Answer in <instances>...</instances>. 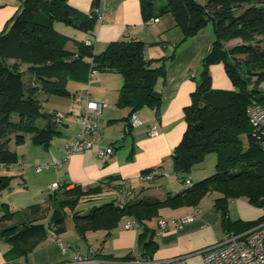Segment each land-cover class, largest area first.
<instances>
[{
  "label": "trees",
  "instance_id": "1",
  "mask_svg": "<svg viewBox=\"0 0 264 264\" xmlns=\"http://www.w3.org/2000/svg\"><path fill=\"white\" fill-rule=\"evenodd\" d=\"M70 1L26 0L7 31L0 34V167L12 168L18 163L12 148L22 145L27 136L35 146L50 149L64 121L59 124L58 113L45 111L39 97L43 94L75 99L80 94L70 90V83L90 86L94 80L90 81L92 71L98 76L115 72L122 77L117 107L130 110L123 120L129 128L133 116L141 110H158L162 104L157 85L166 78L165 63L176 54L148 60L147 45L135 39L113 42L100 54L95 53L94 39L74 41L77 51L71 52L70 37L56 31L55 25L93 35L99 15L95 11L98 1H94L89 13L74 8ZM140 8L147 26L150 20L173 17L183 34L177 49L208 26L213 28V48L202 63L191 104L185 109L186 131L172 155L175 175L184 190L165 201L128 200L121 208V201L112 200L79 214L74 211L80 201L103 194L106 183L93 189L70 188L64 183L49 193L48 207L36 204L13 212L2 201L4 193L13 189V178L0 175V220L17 217L21 221V225L0 233V240L11 246L9 261L26 259L53 232L62 234L67 210L73 212L76 230L84 239L87 232L103 231L106 241L123 219L135 222L141 230L138 252L151 259L157 250L155 236L159 232L155 233L147 223L157 218L163 207H197L207 195L217 193L222 196L218 205L223 210L227 232L239 234L264 221L263 216L258 221L233 222L227 212L228 201L238 199L264 208V151L257 144L247 114L253 104L264 106V0H140ZM232 40H240L241 44L225 48L223 44ZM24 65L30 66L26 72L28 81L20 72ZM214 65L224 67L233 90L213 88L210 69ZM211 154L216 155L215 172L192 181L197 166ZM187 181L192 183L189 187L185 186Z\"/></svg>",
  "mask_w": 264,
  "mask_h": 264
},
{
  "label": "crops",
  "instance_id": "2",
  "mask_svg": "<svg viewBox=\"0 0 264 264\" xmlns=\"http://www.w3.org/2000/svg\"><path fill=\"white\" fill-rule=\"evenodd\" d=\"M25 1L0 0V34L7 31ZM94 1H98L97 10L103 12L107 9V12L104 22H97L93 35L82 33L71 27L58 29L69 35L68 37H74L70 38L71 42L68 45L71 52L77 51L74 41L85 42L94 39L95 53L100 54L113 42L135 39L147 45L145 56L148 60L169 57L174 53L176 57L165 63L166 78L157 85V90L162 96L160 108L141 110L136 115L140 123L136 127L129 128L128 124L123 121L129 116L130 110L117 107L123 86V79L119 74L115 72L99 74L90 86L70 83L69 87L72 92L78 91V94L82 95L81 93L89 89L95 101L107 105L101 117L100 133L97 138L100 148L112 147L114 149L113 156L107 160H101L98 157V147L77 153L67 164L60 168H52L42 178V189L48 191L52 186L64 183L69 184L70 188L80 186L84 189H93L106 183L103 194L80 201L74 211L79 214H85L91 209L86 206L82 208L85 204L97 201H104V203L112 200L122 201L124 197L117 187H121L124 183L129 187L128 200L154 198L165 201L168 196L184 190V185L175 175L172 155L186 131L185 109L191 104L192 94L196 90V80L202 72V63L211 53L214 41L213 28L210 25L193 40L177 49L176 45L183 39V34L176 27L173 17L166 15L154 25H145L141 15L140 0H71L70 3L74 8L89 13L93 9ZM210 71L214 89L224 90L229 82L231 83L222 65H214ZM224 78L226 83L221 84ZM232 87L229 90H233ZM39 98L45 111L66 115L64 122L58 127L59 134L53 140L54 142L56 138H59V141H55L57 148L52 146L53 149L46 150L42 159L36 161L43 165H56L64 158L65 144L72 141L79 130L77 118L84 104L76 103L72 97L59 98L42 94ZM59 101H64L67 107L60 108L56 104L52 105V102ZM152 126L158 127V136L154 138L149 136V129ZM12 149L15 151L14 148ZM34 166L37 165L34 164ZM156 167H163L162 175L152 182L140 180L142 175ZM113 179L115 181H112ZM191 180L199 181L194 174L191 175ZM21 185L25 186L22 183ZM14 191L13 188L5 192L2 201L5 202L6 193ZM221 197L217 193H210L197 207L166 206L161 208L158 217L147 223L155 233L159 232L155 236L157 250L153 255L154 260L167 261L183 258L185 264H204L205 251L222 240L227 233L223 221V210L218 205ZM248 204L246 199L228 201L227 212L231 221L250 222L247 218ZM40 205L48 207L49 202L45 201ZM11 211L18 212L12 209ZM240 211L244 214L241 215ZM233 212L237 214L235 218ZM191 214H196L195 220L181 228L169 224L168 229L162 232L158 227L160 220L171 222ZM65 221H72V226L76 231L72 211L67 210ZM124 221L126 219H123L121 225L112 232L111 237L104 240L97 250L91 249L103 264H129L128 259L139 253L141 230L125 229ZM53 233L52 235L56 237L48 236L26 259L19 258L9 261L7 256L0 253V264H23V261L25 264H67L74 260L77 252L82 253L80 246L77 245L78 237L66 238L72 244L64 245L62 237L65 238V235ZM74 242L76 244H73Z\"/></svg>",
  "mask_w": 264,
  "mask_h": 264
},
{
  "label": "built area",
  "instance_id": "3",
  "mask_svg": "<svg viewBox=\"0 0 264 264\" xmlns=\"http://www.w3.org/2000/svg\"><path fill=\"white\" fill-rule=\"evenodd\" d=\"M98 13L99 22L103 23L105 19V14L107 9L103 12L95 10ZM158 21L150 20L148 25H153ZM87 45H91L90 42ZM98 73L92 71L90 73V81L97 78ZM76 103L83 106L78 118L77 123L79 125V130L74 137V139L64 146V158L61 162L56 165L44 164L37 165L34 167L36 173H43L49 171L52 168H60L67 164L73 155L77 153H83L98 147V157L101 160H107L114 154V149L100 148L98 144V134L100 133L101 117L104 109L107 107L106 104L95 101L92 98L90 90H86L82 95L76 96ZM247 114L249 116L250 122L254 128V137L257 141L259 147L264 151V106L259 104L251 105ZM63 114H58L56 119L60 124L65 120ZM140 123L136 116L132 118V126L136 127ZM149 136L151 138L158 136V127L152 126L149 129ZM163 173V167H156L150 173L142 175L140 180L142 182H152L155 178L159 177ZM191 181H187L185 186L189 187ZM62 185L57 184L50 188L49 193L57 191ZM129 187L127 184H123L119 193L123 195L124 199L119 203L120 207L123 208L128 201ZM196 214L188 215L180 220H172L171 222L160 220L158 221V227L162 232L166 231L169 224H172L176 228H181L187 223H191L195 220ZM125 229H137L138 226L135 222L126 219ZM135 259L129 264H185L183 258H176L167 261H156L149 257H144L141 254L135 255ZM67 264H103L96 257L93 250H89L87 254H81L77 252L73 261ZM204 264H264V221L258 225L252 227L251 229L244 231L239 234L232 232H227L224 238L218 241L214 246L208 248L204 253Z\"/></svg>",
  "mask_w": 264,
  "mask_h": 264
},
{
  "label": "rangeland",
  "instance_id": "4",
  "mask_svg": "<svg viewBox=\"0 0 264 264\" xmlns=\"http://www.w3.org/2000/svg\"><path fill=\"white\" fill-rule=\"evenodd\" d=\"M200 1L202 2V0ZM55 27L57 28L56 31H58L59 33L65 35L66 37L69 36L59 31L62 27H67V26L63 24H56ZM70 38H74V37H70ZM240 44H241L240 40H232L229 42H225L223 45L225 48H232ZM29 67L30 66L24 65L20 68V72L25 75L24 77L25 81H28V78H29L26 75V72L29 69ZM214 78H216V76ZM223 83L224 84L226 83L225 78H224V81L221 82V84ZM231 87H232V84L229 82V85L225 87L226 89L224 90H229V88ZM261 88L264 90V84H262ZM53 104H56L60 108L67 107L64 101L52 102V105ZM55 141H59V138H56ZM55 141L52 142L50 149L52 148V146L54 148H57V144ZM13 148L15 149L17 153L18 163L14 165L12 168L0 167V175L13 178L12 188H14L15 191L13 193H6L7 195L5 194L4 200L8 204H10L12 210L22 212L28 209V207L31 205L42 204L45 201L49 200V191L42 189L43 186L41 185L42 178L45 177L47 173H49V171L48 172L45 171L43 172V174L42 173L37 174L34 170V167H35L34 164L43 165L42 163H37L36 161L42 159L43 155L46 153V149L41 146H35L34 144H32V142L29 139V136H27L26 141L22 145L17 146V147L13 146ZM215 170H216V155L211 154L207 156L204 162H202L201 164L197 166V170L194 171L193 174L196 176L198 180H202L203 178L213 174ZM21 183L24 184L25 186L21 185ZM103 203L104 201H97L94 203L85 204L82 206V208L84 206H86V208H92L94 206H97ZM247 211H248L247 218H249L248 219L249 221H258L261 217L264 216V208H259L251 204H248ZM233 214L235 218V216H237L236 212H233ZM240 214L243 215L244 212L240 211ZM15 224L21 225V221H17V217H15L13 220L1 221L0 222V233L4 229L11 227ZM76 231L74 230V227L72 226V221L65 222L64 231L62 233L63 235H65V238L62 237V240H63L64 245L72 244V243H69L71 241L66 240V238L71 239V238L78 237L79 240H78L77 245L80 246V250L82 251L81 254H87L89 250L91 249L97 250L99 246L103 244L106 238V234L104 232L96 231V232H91L89 235L86 234V237H87L85 238L87 239L86 241ZM49 234H51V232ZM75 234L76 236H74ZM51 236L56 237V235H51ZM73 244H76V242H74ZM10 251H11V246L5 241L0 240L1 255L8 256L7 254ZM23 264H25V261H23Z\"/></svg>",
  "mask_w": 264,
  "mask_h": 264
}]
</instances>
